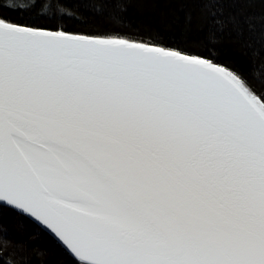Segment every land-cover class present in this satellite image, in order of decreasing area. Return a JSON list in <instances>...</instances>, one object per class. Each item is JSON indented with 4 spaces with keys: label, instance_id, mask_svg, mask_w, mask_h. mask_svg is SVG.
<instances>
[{
    "label": "snow or ice",
    "instance_id": "6c2138e0",
    "mask_svg": "<svg viewBox=\"0 0 264 264\" xmlns=\"http://www.w3.org/2000/svg\"><path fill=\"white\" fill-rule=\"evenodd\" d=\"M182 2L206 54L0 14V213L74 264H264V32L247 72L217 48L255 27L223 5L264 0Z\"/></svg>",
    "mask_w": 264,
    "mask_h": 264
},
{
    "label": "trees",
    "instance_id": "16d2710c",
    "mask_svg": "<svg viewBox=\"0 0 264 264\" xmlns=\"http://www.w3.org/2000/svg\"><path fill=\"white\" fill-rule=\"evenodd\" d=\"M13 0H0V14L9 20L49 30L63 29L85 35H116L155 43L166 48H180L193 54H206V39L211 18L204 5L182 0H43L35 7L9 8ZM29 0H15L26 4ZM126 4V10L121 5ZM224 8L253 17L254 32L236 39L226 35L217 45L221 61H230L247 72L252 53L244 44L254 41L259 51V37L264 32V5L225 4ZM191 13V21L188 15ZM119 17V20L115 19ZM74 264L64 247L46 231L22 216L5 209L0 213V264Z\"/></svg>",
    "mask_w": 264,
    "mask_h": 264
},
{
    "label": "water",
    "instance_id": "95a60500",
    "mask_svg": "<svg viewBox=\"0 0 264 264\" xmlns=\"http://www.w3.org/2000/svg\"><path fill=\"white\" fill-rule=\"evenodd\" d=\"M50 234V233H49ZM51 235V234H50Z\"/></svg>",
    "mask_w": 264,
    "mask_h": 264
}]
</instances>
